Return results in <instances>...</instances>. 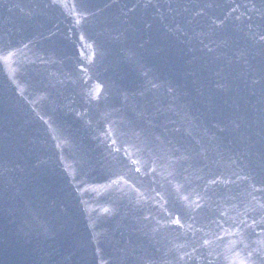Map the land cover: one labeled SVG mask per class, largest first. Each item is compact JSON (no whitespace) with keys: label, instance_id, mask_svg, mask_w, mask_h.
Returning <instances> with one entry per match:
<instances>
[{"label":"water","instance_id":"1","mask_svg":"<svg viewBox=\"0 0 264 264\" xmlns=\"http://www.w3.org/2000/svg\"><path fill=\"white\" fill-rule=\"evenodd\" d=\"M0 264H264V0H0Z\"/></svg>","mask_w":264,"mask_h":264}]
</instances>
